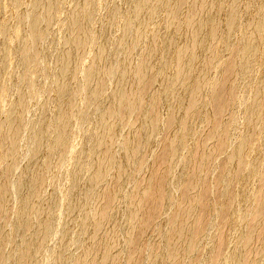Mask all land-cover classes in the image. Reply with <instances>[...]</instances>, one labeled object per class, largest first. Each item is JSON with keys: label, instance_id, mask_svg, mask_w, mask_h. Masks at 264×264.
I'll return each mask as SVG.
<instances>
[{"label": "bare ground", "instance_id": "obj_1", "mask_svg": "<svg viewBox=\"0 0 264 264\" xmlns=\"http://www.w3.org/2000/svg\"><path fill=\"white\" fill-rule=\"evenodd\" d=\"M7 1L8 0H0V37L2 36V38H3V36L5 35L4 39L7 38L6 40L1 39V40H3L2 42L0 40V113L3 111L5 114H7V113L9 114L8 117L5 116L6 121H4V123L5 122L7 123L5 126L7 128L6 133L8 134V136L4 135V134L3 135H4V137L5 136L8 137V139L10 141V143L8 142V144H12V145L16 146V147L13 146L14 147L13 150H14L15 148H17L16 143H17L18 138H19L18 137L19 133L22 134L21 131H23V133L25 135V132H24L25 128H27V130H28V127H26V126H24L25 128L23 127L24 129L22 128V130L20 128H21V124L23 125V123H22L23 117L26 114V113H24V111L27 110L28 108L30 110V105L33 103H32V100L30 99L31 103L29 102L30 103V105H29V103H28V101H30V100H28L29 98L25 99L26 96H24V95H26L27 89L25 87H20V88H25L26 90L22 89V91H21V89H19L20 92L17 93V94H19V96L16 94L18 99L16 98L17 100L14 101L15 104L12 107L10 106L11 108L8 112H6V111L9 108L4 111V109L6 108L7 102L11 99L10 96H8V98L10 97L9 100L7 99V94H9L7 89L8 90L10 89V87L7 88V86H11L12 84L16 83L15 82L16 75L14 77V76H10V75H12V73L9 74V71L11 70V69H9V71H8V68L10 67L9 65L14 64L18 59L25 58L29 55V50L31 48L33 39H34V41L39 40V41H41V43H43L45 40L49 39L48 37H50V39H52V38L58 37L60 35L65 36L66 33L61 32L63 34H60V32H57L56 35L57 34L58 35L55 36V33H52V35L54 34V36L51 38V35L49 34V32H51V31H49V26L51 25L50 30L51 29L55 30L53 28L54 27L56 28V26H57V25L55 26L56 23L54 24V22H53L55 19H56V21L58 19L56 17L57 11H55L56 9L54 7V4L55 5L57 4V6H59V4H60L61 10L65 7L66 4L63 5L64 7H62L63 1H61V3H59L60 1L58 2V0L57 1H55V0H31L30 3L32 2L31 3L32 5L30 4V7L34 6L35 8L34 7L33 8L35 9V12L31 11V10L34 11L33 8H31V10L28 8V10H30V13H32V14L34 13L33 15L31 14L32 15L31 16L30 14H28L29 12L28 13L26 12L27 9L26 10L23 9L28 14V18H27L26 16L23 15L24 13L21 11V8L23 5L21 6V8H19L20 4H25V3H22V2L20 3L21 0H18V2L20 4H17L18 2L16 3L18 5V8H16V9L18 11L20 10L23 13L22 14L19 11L20 14H18L19 12L17 13L15 11V9H13L14 7L12 8L13 13L8 11L7 5H9L8 4L9 2L11 3L13 1H11V0L8 2ZM15 1H17V0H15ZM74 1L76 4V0H74ZM97 1L98 0H77V5L73 4V2H72L73 6L71 7V5H70L69 7H71V9L74 8V12L72 9L73 16H71L72 14H68L71 17H73L71 19V21L68 23L66 21V17L63 18V19H65V22L68 23V25L65 24L66 27H64V25H63L65 22L62 18L60 21V22H64L63 24L61 23L62 25H60V22L58 21L60 26H58L57 28L62 27V29H63V27H64V29H66L68 26L69 33L66 31L67 30L66 29L65 31L68 34V36L65 38L66 41L64 40V37L58 38V41H60L59 39L62 38L61 40L64 41L65 44L63 42V44H64L63 45L62 41H60V43L62 45L61 47H63V48H61V49H63L62 50L63 54L61 57V61L59 62V63H61L60 67L58 68L60 70V72L58 71L59 75L57 74L58 77L57 78L55 77L56 82L53 86L55 88L56 94H57L56 103L54 102L53 103L54 105H52V103H51L52 107L55 106L53 108L55 114L53 115V117H51L52 115L50 117H48V118L53 119V121H52L53 123L55 122L53 124L54 125L53 127H55L54 129H56V130H54V133L57 131L58 137L55 138L56 135H54V139H57V140L53 139V143L49 141L50 136H49L48 130L52 128V122H51V127H48L50 125V123H49L50 119H48L46 117L43 119L40 118L41 119L40 120V128H39V130H36V128H35V130L37 132H35V131L32 132L34 130L33 124H31V125H33L32 126L33 130L31 129V126L29 127V130L31 129L30 131L34 134V136H32V133H31V135L29 134V136L33 137V144L34 145H32V144L30 145V147L32 146V148H33V146L35 147V148H33L35 151L30 150V152L32 151L33 154H34V152L36 154L37 151L38 152L44 151L43 149L45 146H43V145H46L49 142L50 143L48 144V146H50L49 148L51 150H55L56 148L61 149L60 147H62V146L66 147V145L72 144L69 142H73L74 139H70L72 141L69 140V138H68V137H70V136H68L69 132H66V131H68L69 127H67L68 128L67 129L66 126L68 125L69 121H71V120L74 121L75 117L78 118V115H76L74 117L75 114H78V113H75V109L78 108L77 107L78 106L77 97L78 96L82 97L81 94H83L85 91L86 94L84 93L85 94L84 99L86 102H88V101L90 102V103H88V107L89 106L92 107L93 106V105H91L93 103L92 101H94V103H96L95 102L96 100H98V101L101 100V98H99L100 96L105 95V94H102V92H103L102 90H103V85L104 86L106 85V84H104L106 82V80L109 77H111V80H113L112 77L115 78V80L113 81V84L111 83L114 86V84L116 82L115 88L113 89L114 91L112 90L113 94L111 93V95H112V99H110L111 101L109 102V98L111 97V95H110L111 91H110L109 95H108V96H110L109 98H108V96H107V98L102 96V99L103 98L106 99L105 105L107 104V99H108L109 103L106 106H101L104 104L103 101H101V103H103L100 105L101 108L98 106L99 104L94 105L95 107H99L98 110H101L100 113L95 111V114H97V113L99 114L98 115L99 118H96L99 120L95 124L97 127V130H98L97 131L98 134L95 138V141L92 143L91 147L88 146V148L90 149L89 151H88V148L86 146H83V145H85V143L83 145H81V147H80V148H82V146L84 147L82 150L78 149L80 151H83L84 149L86 150V148H87L85 153L87 151L90 153L86 154V155H89V156H90V154L93 155L94 161H93V163H91L90 160L92 158L91 159L89 158L90 159L89 163H91L89 165L88 163H85L86 161H83V158H81L83 161V162L80 161L81 164L80 163L77 164V162L74 163L75 165L77 164L76 166H78V165L79 166L77 167L78 169H75L77 171L76 172L74 171L75 176L73 178L74 179L78 178V180H79V178H80V180L82 178H84L85 174L83 175V173L89 167H90L89 168L90 172H89L87 177H89V175H91V172H92V177L90 178L91 180L88 178V180L90 181L89 184L92 181L96 185L97 181L104 180L106 178V175L109 174V171L112 170L114 167H116V158L114 156V153L110 148L107 147V142H109V140L111 141L113 139H115V140L116 139H122V141L124 142V143H122V141H120L123 145V146H121L122 164L120 163V161H121L120 160L119 163L121 164V167H120V171L117 175V178L115 179L116 183L114 182L113 185L108 186V188H106V189L105 188L102 189V191L98 190L97 192H99V193H97V194L95 192V194H93V196L96 195V197L94 196V198H92V195H90V197L93 200H95V198H96L97 202L96 201L95 202L97 203V205L95 206L96 207L95 211L94 210H93L94 212L92 211L93 215L90 212V214L92 216V217L90 216L91 221L89 224L86 223L87 226L85 228H81V227L83 226V224L85 223L84 221H86V220H84V218H78L75 216L76 215L81 216V217L88 216V217H86V219L88 218L87 221H89V215H90L89 213H88L89 214L88 215L86 212L85 213L86 215H84V216H83V213H78V211H80L79 209H81V210L84 209V205L88 207V205L91 201V200L86 201V199H88V197L85 195L82 196L80 194L82 191L80 193L78 192L80 190L79 187L81 188V186H84L85 183L87 185V182H86L87 180L86 181L81 180V181H83L84 184H82V182H81V184H80V182H77V184L79 183L81 185V186L77 187L78 189L74 188V183H73V181H71V185L73 183V186H72L73 188L70 189V187H71L70 186L68 188V190L70 189V192L67 191V194L68 193H70V194H68V195L66 194V198H68L70 196L69 201L65 202V200H64L65 203H62L60 201L61 204H64V206L67 205L66 207H64V206L62 207L59 204L63 208V210L66 209L64 211H66L65 215L67 214L66 216H67L69 221L74 219V221L76 222L77 221V220H75L76 218L84 220V221L82 220L83 221L82 225L80 224V222L82 223V221L79 220L78 222L81 225V227L79 229L82 230L83 238L85 236V238H84L85 240L83 239L85 241V249H84L85 251H83V253L81 254L80 257L78 256L79 257V259L77 258L78 261L75 258V260H76V261L74 260L75 263H74V261L72 263H74V264H139L137 261L138 260L137 257L140 254V251L146 247H149V249H150L149 250L150 251L149 261H151L149 264H183L185 261L184 257H187L193 250L198 248L200 245V242L199 243L197 242L196 237L199 236L200 233H203L206 235L212 234V230H213L212 228H214V230L217 228L218 232H219L218 235H221V236H218V238L220 237L218 239L217 235H216V238L219 241V243L217 241L218 244H217V247H215L216 246V242H215L214 248H216V249L214 250L212 248L214 250V251L212 250V252L214 254L212 255V253H211L209 256V257H212L211 258L212 264H259L258 262L263 259L262 254L264 252V251H262L264 248V158L261 159V161L259 162V159L264 157V51L262 50L263 49L262 47H264V0H202V1L201 0H138L137 2H135V0H134V2L131 5H130V3L133 0L131 2L129 0L130 3L127 2L129 4V6L126 4V6H128V7H126L127 11H124V12H126V15L122 21L124 28H125V31H123L124 35H122V37L125 38V34L128 33L132 37V39L129 42L127 41L128 40V34L126 35L127 38H125L121 41H119V38H118V40H117V38H116V40L114 39L115 42H113V44L116 43V41H119L116 44H114L115 45L114 49H115L117 55H118V53H121V56H120V54H119V56L122 57L120 60H117L116 53H115V55H113V57H114V58L112 57L113 59L111 57H110L111 59L109 58L108 50L110 51L111 48L107 43H104V44L102 43L103 41L106 42V40H104V39H105V34L108 31H105V33H103L104 32L103 31L100 34V36H98L99 39L102 41L101 44L103 46H101V44L98 45V46H101L100 51L98 50L99 48L96 49L94 47V49H96L99 53L96 54L97 51L95 52L96 56L94 55L93 59L95 60V58H96V60H95V62L92 63L93 65L91 64L92 66H88V67H90V69L89 68H88L89 70L87 69L88 70L87 73L85 72L87 74V76H85V77H87V80L84 79V80H86V84H85L86 90H84L85 88H84L83 84H82L83 87H81L80 83H78V84H80V86L77 84V82H79L77 77L79 76V73L82 72L81 71L82 68H80V64L83 65L82 63L84 60L83 61H81V60H82L83 56L85 55L84 52H86V49L88 50V48H87L88 45H91L90 43H92V41L94 40V35L95 36L98 35L97 32H99L98 31L99 29H97L95 31V34H94V30L96 27H94V30H93V28L90 25V24H92L93 19L96 16V13H98V12L100 13V10H101L100 9L98 12H96V8L99 9V7H100V4H97V3L101 0H99L98 2ZM23 2H25V0H23ZM70 2H71V0H70ZM14 3L12 6L15 5ZM64 3H68V0H67V2L65 1ZM57 6H56V8H57ZM15 7H17V6L15 5ZM69 7L68 8L66 7L65 9L67 10V9H69ZM123 7H125V5ZM65 9L62 10V12L65 11L66 14L64 12L60 13L61 11L58 13L59 14V20H60V16L62 14L67 15V12ZM121 9H122V6H121ZM243 9H245V11H246L244 13H246L247 18H245L246 16L244 18L242 17V16H244V14L242 15ZM59 10H60V8H59ZM162 11L163 12L165 11L164 14L167 12V14H165L163 16L161 15L163 17L162 21H163V19H166L164 17H167V19H166L167 21H166V23H164L165 20L163 22L161 21L162 23H164V25L162 23H159V24H161L160 27H162V31L160 32L161 33L160 34L158 32L160 29H157V32H156L155 29L152 27V25H153L152 21H154V19L157 18V16H159L160 13H163ZM14 12H15V14H14ZM8 13L14 14V15L17 14L18 16L21 17V19L23 17H26L27 20L30 19V21L28 20L30 22V26L28 23L24 22L25 25L27 24L29 26L28 33H25V32H27V29H26V31H25V29H23L25 27V25L23 23L21 24V26L24 25V27H22V29L19 28V27H21V26H18L19 20L18 21L15 20L17 17L14 20L16 21L15 23H17L18 27L15 24L12 25V23H14V21H12L11 23L9 22L12 19L9 20V18H7ZM26 13H25V15H27ZM69 13H71V11ZM98 15H97V17H98ZM121 15H122V13H121ZM11 16L12 15H9V17H11ZM123 16H124V13H123ZM123 16L122 17L120 16V18H123ZM111 17H112V14H111ZM111 17H110V19H111ZM114 17H116V16H114ZM103 18H102V20H103ZM113 18L111 20V25H113V23H112L114 21ZM69 19H68V21H69ZM106 19L107 18H105L104 20H106ZM95 20H97V21H94V22L98 23V24L96 23V25H100L99 24L100 22H98V19L95 18ZM23 21H25V20L23 19ZM28 21H26V22H28ZM99 21H101V19H99ZM115 21H117V19H115ZM223 21L225 23V27H224V30L221 33H219L218 30H219L220 24ZM52 22H53L54 26L52 25ZM118 22H120V19ZM106 24H108V26H109L110 22L109 23L105 22V29L107 30L108 27H106ZM119 24H122V23L120 22ZM19 25H20V23H19ZM111 25L109 26L110 30H111V27H114ZM52 26H53V28H51ZM176 26H178V27H176ZM97 28H98V26H97ZM124 28L122 27V29H124ZM152 29L154 31H152ZM179 29H180L179 32L180 33L182 32V34H181L180 38L179 39L177 38V40H176V36H177L176 34L179 33L176 30H179ZM239 29L240 30L243 29V36L240 39V41L236 42V40L234 39V36H235L234 33ZM55 31H57V29ZM58 31H60V29H58ZM155 32L159 35L156 38H155V36H157V35H155V36L152 35V33H155ZM111 34H109V32H108V35H111ZM152 36H153V38H152ZM109 38H110V36H109ZM16 39L20 40L21 42L20 41H19L20 43L17 42L20 45L19 44L16 45V42H15L16 48H13L12 46H14V45H12V44ZM55 39L57 40V38H55ZM96 39L97 38L95 37V40ZM106 39L108 41V38H106ZM111 39H113L112 36H111ZM111 39H109V40H111ZM142 40L143 41L149 40V42L145 45V48L142 51H139L137 49L138 48L137 46L140 43V41H142ZM34 41H33V43H34ZM39 41H37V42H39ZM48 41H53V39L48 40ZM58 41H56V43ZM49 43L51 44V42H49ZM56 43H54V44L56 45ZM49 46L50 45H48V47ZM91 46H93V45H91ZM50 47L48 49H51ZM54 47L52 46L53 49H54ZM96 47H97V45H96ZM90 48H93V47H90ZM235 48L238 51H235ZM137 50L140 52V55L142 53L138 63L135 60V56H136L135 53ZM49 51H52V49ZM226 51H229L230 53L231 52L234 53L231 59L229 58L230 55L228 56L229 59L225 60L226 57L224 59L222 58L223 57L222 54ZM48 53H47V55H48ZM221 55H222V57H221ZM110 56H112V55H110ZM217 57H218V60L216 61ZM58 60H60V59H58ZM80 62H82V63H80ZM59 63H57V64H59ZM86 63H88V62H86ZM156 67L157 68L159 67L160 70L156 71V69H157ZM167 68H170L171 70L175 69L174 70L175 72L172 73L173 76L172 75L170 76L171 78H169V76L167 77V75L165 77V75H164V72H165L164 70H169ZM172 68H174V69H172ZM83 69H84V67H83ZM154 69H155V73L151 74L152 73L151 71L154 72ZM149 72H151L150 75H152V76L149 75ZM131 73H134L137 77V82H136L135 86H133V87L129 86V82H128V78H129V75ZM81 74H83V73H81ZM13 75H14V73H13ZM11 77L12 78L14 77L15 80H13ZM9 78H11V80H13L14 83L12 82L11 85H6ZM108 81L109 80H107L106 83L109 84L110 81L109 82ZM108 84H107V86H108ZM112 85H110V87L108 88L109 90H110ZM13 86H15V85H12V87ZM225 86H229L228 89H230V90L225 91L228 93H224V97H219L218 92L222 88H224ZM241 86H244L246 88V93L244 96L245 97L247 96V98H248L247 100H250V101H248L249 102L248 105H246V104L243 105L245 102L243 101L244 99L242 100L243 101L242 107L244 106V108H245V106H247V109L244 110L245 113H243V115L245 114V116H244V120H243L244 123H242V124H241V122H243V121H241L239 119L240 118L239 114L235 115V113L233 111L231 113V110H230V109L233 110V107L238 105V103H239L238 100H241L243 97V96L242 97L240 96L241 99H239V95L238 96L236 95L238 97V100H237V97L234 95L235 90H238V89H234V88L240 89ZM17 87H19V86H17ZM51 88H50V90L52 91L54 88H52V89ZM81 88L82 89L84 88L83 89L84 91L82 93H81V90H82ZM13 89H14V87H13ZM23 90L26 92L24 93ZM55 90H54V92H55ZM104 91H107V89ZM243 91H244V88H243ZM106 94H107V92H106ZM145 94H148L147 100H143V98H144L143 96H145ZM221 94H222V91L220 92V95ZM29 95H27V96L29 97ZM80 97H79V99H80ZM245 97H243V98H245ZM55 98H54V100H55ZM164 98L169 100V102H168L169 104H167V105L164 104V102L167 101V100L164 101ZM12 99H11V101H12ZM82 99H83V97H82ZM13 100H15V99H13ZM54 100H52L51 102H53ZM83 100H81V101H83ZM247 100H245V101H247ZM85 101H83L82 103L87 104ZM242 101H240V103ZM27 103H28L29 107H28ZM97 103H100V102H97ZM79 104H81V103L79 102ZM163 104L166 105L165 108H164ZM9 105H7V106H9ZM31 106H33V105H31ZM49 106H50V104H49ZM79 106H81V105H79ZM26 107H28V108L26 109ZM83 107L81 106L80 109H82ZM95 107H94V110H95ZM132 107H134V108L138 107L139 108L138 113H139V111H140V113H139V120H137L138 125H135L134 128L132 129V131L130 130L131 132L129 131V133L127 135L123 136L124 134H122V130H121V124L123 125V122L120 120L121 116H120L119 112L121 110L126 109V108L128 109V108H132ZM207 107H209V109H205ZM39 109H40V107H39ZM39 109H37V110H39ZM83 110H84V108L82 109V112H83ZM96 110H97V108H96ZM164 110H167L164 112L165 114H166V112H168V114H169L167 120L165 119V121L168 123V125H166V126H169L168 128L169 129L171 128V132H172L170 134L171 136L169 137V143L167 142V144L170 146L171 151L168 154L166 153V155L164 153H161L162 151L159 152V153L164 154V155L157 156L155 162H157L156 165H157V171L158 172L160 169L163 170L166 168L169 170L170 176L168 178L165 177L163 179L159 175L160 178L163 180H160V178H158V180H159L158 181L157 180L158 176H156L158 174V172H156L154 174V176L153 175L145 176L142 180L140 178L141 181L139 180L140 182H138L140 184H139V186L138 185L136 186V187H138V189L136 188L137 189L136 194L132 195V192H133L132 191L131 195L129 196L130 198L128 199L129 203H130L129 207L131 208V210H130V212L128 211L129 212L128 215L130 214V218H128L129 216L126 218L129 219V221H127V223L123 227H118V226L114 225L113 227H110L106 230L105 228L107 227V225L109 223H113V221H116V218L118 217V216L116 217L117 214L115 215L113 213V209H115V207H117V205H118L116 202H118V198H119L122 190L125 189L124 188L125 184H126L127 180L129 181L128 178H130V176L133 173H136V171L140 167L143 168V166L147 165L146 163H145V165L143 163L147 162V160H149V159H147L148 156H146V155L149 154V152L151 153L154 150L155 144L157 142L156 140L158 137V133L161 129V126L163 125L162 123L164 122V118H163V117H165L163 114ZM206 110H208V111H206ZM51 111H49V112H51ZM77 111H78V109H77ZM26 112H29V111H26ZM72 112L75 113L72 116L74 118V120L70 119V118H72V117H70ZM122 113H124V111ZM1 115H4V114H1ZM79 115H81V111L79 112ZM81 116H83V115H81ZM238 116H239V118H237ZM228 118L231 119V121L227 122ZM121 119H122V117H121ZM3 120H4V118H3ZM198 121H199V123H200V121H202L205 124H207L206 132L204 135H202V137H199V139H197V142L195 145H193L194 147L192 149H188V146H189V142H188L189 136L188 135L199 132L198 131L199 127L203 126V125L198 126V124H199ZM0 122H2V121H0ZM23 122H25V121H23ZM38 122H39V120H38ZM38 122H37V124H39ZM94 122H95V120H94ZM230 122L232 123V126L234 127V129L232 128L233 132H234L235 128H240L239 127L240 124H241L242 128H240V137H239L237 144L234 145L232 151L230 150L231 153H230V156H229V159L227 162L228 166H227V169L225 170L226 175H225V178L223 179V185L225 188L224 191H225L227 203L224 204V206L219 205V207L220 206L222 207L220 209H219L218 205L217 206L215 204L213 205L219 209V210H217V212H216V210L213 211V212L217 213V219H215L214 221H211V219H210V224L208 223L209 224L208 225L205 221L207 218L204 220V222L202 221L203 218H201L202 216L199 214L200 212L198 213L196 210H194L193 212L180 211V209H179V211H177V209H176L177 213L175 212L176 214H173L171 216V219H169V220L167 219V221L165 223L161 224L160 226H158L157 229H155L156 238L155 237H154V239L153 238H147V239H144L143 241L138 243L136 239L139 237L136 236V232H138L136 230H137V227L139 226L138 224H140L139 222H141V224L143 226L142 221L145 220L144 224L148 226V224L150 223V220L152 219V218L151 219L149 218L148 213H147L148 214L147 215L145 212H143L144 206H146L145 205L146 200L148 198L150 200L151 196L154 197V200L156 199V202L159 201V203H160L159 204L157 202L155 205L157 206V204H159L163 207V210H165L169 206L173 207L171 205L174 202L173 201L174 200V189L172 187L173 184H174V186L176 184L178 187L179 186L184 187L188 184L189 181H187V180L190 176H194L196 178V181H195L196 185H198V184L201 185L202 183L204 184L206 179H208L207 178L208 169L210 170L211 167L209 166V168H208V166H205V165L203 166L202 162H200V160L204 157L203 156L204 155L203 154V149H204L203 147L205 145H207L206 144L207 142H210L209 140H211V139L214 140L216 138L217 140L216 139L215 140L217 143H216V145L212 151L213 155L216 153H219V151L221 149L223 150V148H225V147H223L224 146L223 140L225 139L223 137L228 138L227 136H229V133L232 131V129L230 128L232 126L228 125V124H230ZM2 124H3V122H2ZM34 124L36 125V123H34ZM72 124H73V122H72ZM71 125H70V129H71ZM38 126L39 125H37V127ZM0 127L2 128L4 126L0 125ZM47 127L49 128L48 130H47ZM94 127H92V129H94ZM96 127H95V130H96ZM163 127H165V126H163ZM230 129H231V131H230ZM254 129H257V131H259V132L257 134H255ZM95 130H92V131L96 132ZM164 131H165V129H164ZM164 131L162 132V134L164 133ZM0 132H2V131L0 130ZM26 132H29V131H26ZM67 133H68V135H67ZM26 134H28V133H26ZM51 134L53 135V131ZM3 135L1 134V136H3ZM72 135H73V133H72ZM74 135H73V138H74ZM93 135H96V134H93ZM195 135H198V134L196 133ZM1 136H0V152L3 149V147H4L3 150L7 151L8 147L6 146L7 149L5 150V148H6L5 144L6 143H4V140L3 141L1 140L2 139ZM21 136H23V134ZM162 136L163 135H161V137ZM222 138H223V140H222ZM92 139H93V137H92ZM92 139L91 140L89 139L90 145H91ZM5 140L7 141V139H5ZM19 140H20V138H19ZM30 140L32 142V138ZM159 141H160V139H159ZM167 141H168V139H167ZM19 142L20 141H18V143ZM118 142H119V140H118ZM161 142H162V140H161ZM260 142H262L261 143L262 145L257 146L258 143L260 144ZM3 143H4V145H3ZM29 143H30V141H29ZM157 143H159V142H157ZM164 143H165V141H164ZM8 144H6V145H8ZM167 144L165 145V147L168 146ZM12 145H10L11 148H12ZM87 145H89V144H87ZM41 147H43V149L39 150V149H41ZM46 147H47V145H46ZM49 148L47 149V151H51V150H49ZM68 148H67V151H69ZM75 148L76 147L70 148L71 149L70 150L71 155H73L76 152ZM9 149H8V152H9ZM63 150L66 152L65 148H63ZM160 150H161V148H160ZM185 150L186 151L188 150V153L186 152L187 155L185 156V158L182 162V160H179V159H181V155ZM4 151H2V155H3ZM10 151H12V150L10 149ZM17 151H16V153H17ZM56 151H58V150H56ZM64 151H62L63 155H64V153H63ZM223 151H222V153H223ZM60 152H59V154L57 152L58 157H59V155H62V154H60ZM12 153H13V151H12ZM12 153H11V155L14 156L15 154H12ZM51 153H53V152L51 151ZM153 153L154 152H152V154ZM6 154H7V152H6ZM6 154L3 156L7 157ZM33 154H31V155H33ZM35 154H34V156H32V158L29 159V160H31V162H29L28 167L25 166L26 169L24 168V172H23V168L21 167L22 168L21 172L23 174L21 173V175H20L21 177L19 178L20 181H18L20 183V186L16 185L18 189L20 187V189H19L20 191L17 189L18 190L17 196H18L19 200L21 199L19 201L20 205H16V208L19 206L18 207L19 208L18 213L16 211L17 218L15 221V224L19 229H16V230H18V234L20 232L24 233L25 236H23V234H22V236L19 234L20 239H21L20 241H22V242L19 241V243L20 244L21 243L27 244L28 247L27 246L26 247L28 249L26 250L27 251L26 252L25 249L20 248V247H24V245L21 244L22 245L21 246L18 244V246H20L18 248V251L20 252V249H21L22 252L19 253L17 251L18 252L17 254H19V255H16V253L14 254V251H13V254L12 253L11 254H12V256L13 255L17 256L16 260H18V259L20 260V258H21V262H23V260L25 258L24 257V254H25V256L27 258V260L24 261V263L27 262L25 264H38L37 262H40L39 260L41 258L36 262L37 255H38V253H40V251L42 250V247L45 244H46L45 249L48 248L47 245H48L49 238H50L49 237L50 235H48L49 234L48 232L49 231L53 232V229L49 230V227L52 226V224L50 223L51 219L52 220L54 218L56 219L57 217H59L58 214H61V212H62L61 207H60V209H57V207H59L58 202H56L57 200L54 201L55 204H57V205H55L54 202L51 200V202H53V204L57 207H55L51 202L49 205H46V204L44 205V204H42V202L37 200L38 199L37 197H40V195L42 194V193L39 194L40 190L42 189V192H43L44 190L48 189V188L43 189L41 187L42 185L44 186V183H45L44 179H45V177L48 176V173H47V176H45L46 173L43 172V169L45 167L42 169L41 164L40 163H39L40 165L38 164V161H37L38 157L37 156H39V155L35 156ZM39 154H41V153H39ZM47 154H48V152H47ZM68 154H66L67 155L66 158L69 157ZM76 154H77V152H76ZM79 154H77V156H79ZM116 154H118V153H116ZM2 155L0 154L1 157H3ZM9 155L10 154H8V156ZM31 155H30V157H31ZM66 155H64V156H66ZM81 155L85 156V154H81ZM144 155L146 156L145 161H144V157H145ZM16 156L18 158V155H16ZM47 156L50 158L51 154H50V156L49 155H47ZM75 156H74V159L77 158L76 161L81 160V159H78V157L75 158ZM150 157L152 158V156H150ZM205 157H206V155H205ZM53 158H54V155H53ZM5 159H7V158H5ZM50 159H49V161L51 162L52 159L51 160ZM56 159H57V157H56ZM56 159H53V160L55 161ZM64 159H63V161H64ZM84 159H86V158H84ZM207 159H208V157H207ZM2 160H4V159L2 158L0 160V167L3 165L4 166L3 168H5V166H6L7 170L2 169L4 171L1 173L4 174V172L6 171L5 174L8 173L6 175L8 177V175L11 174L10 173L11 169H10V167L8 168V166H7L8 164L4 165V162L2 164ZM12 160H13V158H12ZM57 160H58V163H60L59 159H57ZM6 161H5V163H6ZM73 161L75 162V160H73V159L71 160V162L69 161V163H71V166H72ZM178 161H180V163L181 162L182 163L179 164ZM214 161H216V160L214 159ZM50 162H49V165L52 167H55ZM258 162L261 165H259ZM14 163H17V160H16V162L14 161ZM67 163H68V160H67ZM56 164L57 163H55V165ZM17 165H18V163H17ZM17 165H15L16 168H17ZM46 165H48V163H46ZM63 165L65 166L66 164L64 163ZM212 165H213V163H212ZM11 166H13V165H11ZM152 166H154V165H152ZM258 166H259V168H258ZM244 167L245 168L247 167V170H248V171L246 170V172H245L246 176L241 177V179L239 181V185L237 182L236 188L231 186V185H234L231 183L232 177L235 175L238 176L237 174L240 175V173L243 170L241 168H244ZM72 168L73 167H71L70 170H72ZM74 168H76V167H74ZM9 169H10V171H9ZM18 169H20V168H18ZM47 169H49V168H47ZM15 170L16 169L14 168V171ZM238 170H240L241 172L239 173ZM14 171L12 170V174L14 173ZM244 171L245 170H243V172L241 174H243ZM211 172H213V171L211 170ZM247 172H249V174ZM71 173H73V172L71 171ZM86 173H87V171H86ZM12 174L10 175V177H11L10 181H12ZM82 175H83V177H82ZM139 175L137 173V176H139ZM43 176H45V177H43ZM3 177L5 178V176H3ZM7 177H6V179H3V181L5 180L4 183L1 181L2 179H0V181L3 184V185L0 184V194L4 195V196H2L3 198L4 197L6 198L7 196H5V195L8 194L9 191H10V193H12V191L14 189V187H13L14 184L12 183L13 184V186H12L13 189H12L10 187L11 183L9 184V182H7V181H9L8 180L9 177L8 178ZM87 177H86V179H87ZM141 177H143V176H141ZM258 177L261 179L262 183L260 185L254 186L255 180ZM0 178H2V177H0ZM19 179H17V180H19ZM52 180L48 179L47 182L51 181V182H49L50 184L54 183V182H52ZM236 181H238V180H236ZM259 181L260 180H258V182ZM12 182L15 183V181H12ZM47 182L45 183V185L47 184ZM19 183L16 182V184H19ZM52 185H54V184H52ZM75 185H76V183H75ZM88 185L86 187H88ZM192 186H195V184ZM45 187L50 188V186H45ZM86 187L84 186L83 189H85ZM127 187H126V190H128ZM10 188L12 190H10ZM186 188H187V186H186ZM83 189H81V190H83ZM213 189L211 191H213ZM51 190H53V189H51ZM54 190H55L54 191L55 193L59 192V191H56V189H54ZM85 190H87V189H85ZM90 190H91V188H90ZM126 190H124V191H126ZM184 190H186V189H184ZM176 191L177 190H175V192ZM45 192L46 191H44V193ZM51 192H53V191H51ZM127 192L128 191H126V193ZM55 193H49L50 195L53 194V196H51V199H53V200L55 199V197H54ZM83 193L86 194L85 192H82V194ZM14 194H16V192ZM19 194L21 195V198L19 197ZM59 194L61 195V192H59ZM87 194L89 196V194H91V193H87ZM122 194H125V192ZM185 195H187V193ZM9 197L13 199L12 196H9ZM56 197H58V195ZM201 197H202L201 193L199 191H197L191 197L189 204L193 205V206L200 204L201 200H202ZM48 198H49V196H48ZM63 198H65V197H63ZM0 199H1V197H0ZM12 199L11 200L9 199V200L12 201ZM14 199H16V198H14ZM213 199H214V197H213ZM2 200L0 201V215L3 213V211L5 209H7L6 203L9 201V200L7 201L6 199H2ZM4 200L6 202H4ZM48 200H50V199H48ZM61 200H63V199H61ZM66 200H68V199H66ZM106 201H109V203L113 201L110 204L114 205L116 203L117 205L115 204V206H112V205L109 206L106 203ZM122 201L124 202L125 200L123 199ZM204 201H206V200H204ZM86 202H88V204ZM17 204H19V203L17 202ZM212 204L210 203V205H209V208H210L209 211L213 210L212 206H211ZM8 205H10V204H8ZM151 205H153V203ZM182 205L183 204H181V206ZM251 205H254V210L248 212L249 211V210H247L248 208L252 209ZM126 206H128V205H126ZM81 207H83V209ZM87 207H85V208H87ZM206 207H208V206H206ZM55 208L57 211L55 210ZM130 208H128V209H130ZM146 208H147V206H146ZM156 208H155V211H157ZM178 208H180V207H178ZM217 208H215V209H217ZM59 210H61L60 213H59ZM146 210H148V209H146ZM55 211H56V213H55ZM84 211L85 210H83V212ZM125 211H126V209H125ZM239 211H241V213ZM246 211L249 214H251L250 216L253 218V220L252 219L250 221L248 220L249 223L252 221L251 227L250 226L249 227H240V224H239V227L235 228L233 226L234 221L233 222L230 221L233 223V225L229 224V226H232V228L230 227L231 229L227 227L229 221H227V219L223 218V216H224V214H226V212H229L230 217H231V216H234L236 213H239V215L242 214V212L247 213ZM114 212H116V211H114ZM76 213H78V214H76ZM159 213H161V212L159 211ZM8 214H9V212H8ZM55 214H57V217L55 216ZM3 215H6V212H5V214H2V216ZM163 215H164V213H163ZM166 216H168V215L166 214ZM218 216L220 217L221 220L219 219ZM7 217L5 216V219ZM61 217H62V215H61ZM1 218H0V220H2L1 222H3L4 220ZM229 218H228V220H229ZM242 218L239 217V219L237 221L241 220L240 222H242L243 221ZM247 218H248V215L246 216V219ZM14 219H15V217H14ZM243 219L246 220L245 218H243ZM54 221L55 220H53V222ZM63 222L65 223V221H63ZM252 223L253 224L256 223V226H252ZM12 224L14 225V223H12ZM68 224L69 223H67V227L73 226L71 224V222H70L71 225L70 224L68 225ZM79 224L77 223V225H79ZM152 224H153V222H152ZM241 224H243V222ZM244 224H245V222H244ZM0 225L2 226L4 224L1 223ZM245 225H248V224H245ZM4 226H6V225H4ZM65 227H66V225L64 226L63 230H65ZM67 227H66V231L69 230V229H67ZM70 227H68V228H70ZM144 228H146V227H144ZM4 229L6 230V227ZM28 229L34 230L35 231L34 235L33 234L31 235L30 234L31 232L30 233L27 232V231H29ZM102 229L106 230L105 231L106 233H104V234H106L105 237L100 238V239L95 238V236H97V234H98V231L102 230ZM217 229L215 231H217ZM228 229H230V230H228ZM16 230L14 231L15 233H16ZM144 230L146 231V229H144ZM0 231L2 232L4 230L0 229ZM226 231H228V233ZM25 232H27V234H25ZM8 233L9 232H6L5 234H7V236H9V238L7 237L9 240L7 239V241H10V237L12 239V237H13L12 235H14L15 233H12V235L10 233H9L10 235H8ZM65 233H67V232L64 231L63 235ZM68 233H70V231H68ZM72 233H70V234L72 235ZM79 233H80V231H79ZM82 233H80V234H82ZM94 233H96V234H94ZM225 233H227V236L225 235ZM28 234H30V235H28ZM214 234H216V233H214ZM101 235L103 237V234H101ZM3 236H4V234H3ZM15 236H17V235H14V237ZM68 236H69V234H67V237ZM70 236L68 237L70 239H68L66 237V239H68V240H66L65 238H62L63 240H66V241H62L61 246L59 244V246L61 247V249L58 248L59 251L57 249V251H58L57 255L60 254V259H58V260L60 261L61 264L62 263L64 264V262L70 257V254H69L70 251L67 252V249H68V242L67 241L72 242V240H73V239L71 240ZM77 236H79V235H77ZM80 236L82 237V235H80ZM4 237L6 238V235ZM23 237H24V241L22 240ZM73 237H74V235L72 236V238ZM226 237H228L230 239L227 238L228 240H225ZM18 238H19V236H18ZM46 238L48 239V242H45ZM0 239H2V238H0ZM231 239L232 240L234 239L237 242H235L233 240L235 244L232 245V247L233 246L234 247L232 249L233 253L231 256L222 250L223 253H226V256L228 258V259L227 258L225 259L226 256L223 257L224 254L222 255V252H221V249L223 247L218 248V246H220L223 243L226 244L225 242L229 241ZM14 241L18 242L17 237L15 238ZM215 241H216V239H215ZM3 242L5 244L6 243L8 244V242H5V240ZM0 243H2L1 240H0ZM11 243L12 242L10 241V243H9L10 247H11V245H13ZM124 243L127 244V246L133 248V249H131L126 260L122 259V257L120 256V253H119V250L122 248V245ZM69 245H70V243H69ZM82 245L84 247V244H82ZM18 246H17V244L15 245V242H14V250H16L15 248H17ZM1 247H0V258L2 256V254L5 252V250H2L3 248L1 249ZM7 247H8V245H7ZM12 248H13V246H12ZM169 249L174 250V255L170 258L166 257V252ZM9 250H10V248H8V251ZM60 250H61V252H60ZM128 250H129V248H128ZM23 252H24V254H23ZM41 252L43 253V250ZM229 252H230V250H229ZM66 253H68L69 255H66ZM169 253H171V251H169ZM11 254H9V256H11ZM20 254H22L23 258H22V256L20 257ZM46 254H47V252L44 251L45 256H46ZM44 255H43V258H44ZM54 255H55V253H54ZM228 255L230 256V258L228 257ZM7 256L8 255L6 254L5 260H7ZM18 256L20 258H18ZM49 256H50V254H49ZM53 256H52V260H53ZM11 257H9V258H11ZM66 257H68V258L66 259ZM139 257H141V255ZM13 258H11L9 261L13 260ZM55 258L57 259L59 257L57 256ZM55 258L53 261L56 260ZM70 259H73V258L70 257ZM146 260H148V259H146ZM0 261L2 262V258L0 259ZM42 261H43V259H41L40 263L45 262V261H43V262ZM7 262L8 261H6L5 263L7 264ZM12 262H10V263H12ZM190 262L191 261H189V263ZM262 262H263V260L260 263L263 264L264 262L263 263ZM17 263H19V262H17ZM56 263H59V262H56ZM56 263H53V264H56ZM21 264H23V263H21ZM194 264H196V263H194Z\"/></svg>", "mask_w": 264, "mask_h": 264}, {"label": "rangeland", "instance_id": "obj_2", "mask_svg": "<svg viewBox=\"0 0 264 264\" xmlns=\"http://www.w3.org/2000/svg\"><path fill=\"white\" fill-rule=\"evenodd\" d=\"M8 1H10V0H8ZM7 1V2H8ZM11 1H13V2H9L8 4L9 5H7L8 6V11H10L11 13H13V9H15V11L18 13L19 11L16 9V8H18V5L17 4H20L21 2L22 3H25V4H20V6H19V8H21V6H22V8H21V11L24 13H22L21 11V13L24 15V16H26L27 18H28V14H32V13H30V10H31V8H33V7H30V4L32 3H30V1L31 0H25V2H23V0H21L20 1V3L18 2V0L17 1H15V0H11ZM55 1H57V0H55ZM60 1V2H59ZM61 1H63V4H62V7H64L63 5H65V7L62 9V10H64L66 7L68 8L70 5H71V7L73 6L72 5V2H73V4H75V1L74 0H71V2H70V0H68V3H64L65 1L67 2V0H58V2L59 3H61ZM99 1V0H98ZM97 1V2H98ZM132 0H130V2H131ZM138 0H135V2H137ZM202 1V0H201ZM15 2V3H14ZM18 2V3H17ZM127 2H129V0H101V1H99L97 4H100V7H99V9H97L96 8V12H98L100 9V13L98 12V13H96V16H95V18L96 19H98V22H100L99 24L100 25H96V23L94 22V21H97V20H95V18L93 19V22H92V24H90L91 25V27L93 28V30H94V27H96L95 28V30H94V34H95V31L97 30V29H99L98 31L100 32H97V34L98 35H94V40L92 41V43H90L91 45H93V46H91V45H88V50L86 49V52H84L85 53V57L83 56V58H82V60L81 61H83V63L82 62H80V63H82L83 65H81L80 64V68H82L81 69V71L82 72H80L79 73V78L77 77V79L79 80V82H77V84L78 83H80L81 84V87H83L84 86V88H85V84H86V80H87V77H85V76H87V71L90 69V67H88V66H92L93 64V62H95V60H96V58H95V60L93 59V57H94V55H95V52L97 51L96 49H98L99 51H100V49H101V46H103L102 44H101V40L99 39V37L98 36H100V34L103 32V33H105V31H108L109 32V34H111V35H108V32L105 34V39L104 40H106V42L105 41H103L102 43L104 44V43H107L109 46H110V51L108 50V53H109V58L111 57H113V55H115V53H116V51H115V49H114V47H115V45L114 44H116L117 42H119V41H121V40H123V39H125V38H127V34L128 33H126L125 34V38H123L122 37V35H124L123 33V31H125V28H124V25H123V19H124V17H125V15H126V12H124V11H127V9H126V7H128L129 6V4L127 3ZM129 2V3H130ZM134 2V0L130 3V5L132 4ZM13 3L17 6V7H15V5L14 6H12L13 5ZM17 3V4H16ZM56 3V2H55ZM58 3V4H59ZM71 3V4H70ZM202 3V2H201ZM123 4V5H122ZM126 4L128 5V6H126ZM32 5V4H31ZM75 5H77V0H76V4ZM74 5V6H75ZM125 5V7H123ZM12 6V7H11ZM56 6H57V4L55 5L54 4V7H55V11H57V15H56V17L58 18L57 19V21H56V19L53 21L54 22V24H55V26H56V28L54 27L53 28V26H54V24H53V22H52V27L51 28H53V29H57V31H55V30H50V26H49V31H51V32H49V34L51 35V38L54 36V34L52 35V33H55V36H57L56 35V33L57 32H60V34H63V33H61V32H64V33H66L65 34V36H61L60 34V36H58V37H55V38H57V40L55 39V38H52L53 39V41H48V40H52V39H50V37H48L49 39H47V40H45L43 43H41V41H39V40H36V41H34V39L32 40V45H31V48H30V50H29V55L27 56V57H25V58H21V59H18L14 64H12V65H9L8 67V71H9V69H11L10 71H9V74L10 73H12V75H10V76H14L15 77V75H16V77H15V79H14V77L12 78L13 80H15V84H12V82L14 83V81L13 80H11V78H9L8 79V81H7V84L6 85H15V86H13L14 87V89H13V87H12V85L11 86H7V88H9L10 87V89L8 90L7 89V91L9 92V94H7V99L9 100V98L11 97V99L13 98V99H15V100H13L12 99V101H11V99L7 102V104H6V108L4 109V111L6 110V109H8L6 112H8L9 110H10V108L15 104L14 103V101H16L17 99H18V97H17V95L19 96V94H17V93H19L20 92V90L19 89H21V91H22V89H27V92L26 91H24V93L26 92V95H24V96H26V98L25 99H28V100H32V103L33 104H31V105H33V106H31L30 105V103H31V100L30 101H28V103H29V105H30V110H29V105H28V103H27V105H28V107H26V109L27 110H25L24 111V113H26L25 115H24V117H23V121H25V122H23L22 121V123H23V125L21 124V130H22V128L24 127V126H26V127H28V130H27V128H25V130H24V132H25V135H24V133H23V131H21V133L23 134V136H21L22 134H20L19 133V138H20V140H19V138H18V141H20L19 143H18V141H17V143H16V145H17V148H15L14 150H13V146H15V145H12V144H8V142L10 143V141H9V139H8V134L6 133L7 132V128H6V122L4 123V121H6L5 119V116L6 117H8V113L7 114H5L3 111V113L1 112L0 113V121H2L3 122V124H2V122H0V125H3L4 127H0V130L2 131V132H0L2 135L4 134V135H7V136H5L4 137V135L3 136H1V134H0V136L2 137V141L4 140V143H6V144H8V145H6L5 144V147L7 146L8 147V149L10 148L12 151H13V153H12V151H10V149H9V152H8V149H7V147L5 148V150L7 149V151H4L3 149H4V147H3V149L1 150V152H0V154L2 155V151H4V153H3V155H5L6 154V152H7V154H6V156L7 157H5V156H3V157H1L0 156V158L2 159H4V160H2V164H3V162H4V165L5 164H8L7 166H8V168L10 167V169H11V174H12V170L14 171V168L16 169L15 171H14V173L12 174V181H15V183L14 182H12V181H10L11 179V177H10V175H8V177L6 176L7 174H5L6 173V171L4 172V174L3 173H1V172H3L4 170H7L6 168V166H5V168H3L4 166L2 165L1 167H0V177H2V178H0V179H2L1 181L4 183L5 182V180L3 181V179H6V177L8 178V180L9 181H7V182H9V184H10V187L13 189V187H14V189H13V191H12V193H10V191H9V193L8 194H6L5 196H7L6 198L4 197H2V196H4V195H1L0 194V197H1V199H0V201L2 200V199H12V198H10L9 196H12L13 197V199H12V201H10L9 199V201L7 202L8 204H10V205H8L7 203H6V206H7V209H3L4 211H3V213L2 214H5V212H6V215H3L2 216V214L0 215V218L1 219H3L4 221L3 222H1L2 220H0V222L2 223V224H4V225H6V226H4V225H0V229L1 230H4V231H0V238H2V239H0L1 240V242L2 243H0V247H1V249L2 250H5V252L2 254V256H1V258H2V262L0 263V264H6L5 262L6 261H8L7 262V264H21V263H23V264H25V263H27V262H25L24 263V261H26L27 260V258H26V256H25V254H24V252H23V254H24V260H23V262H21V256H22V254H20V257L18 256V258H20V260L18 259V260H16V255H19V254H17L19 251H18V248L20 247V246H18V244L19 245H21V244H23L24 245V247H20L21 249H25V251L28 249L27 247H28V245L27 244H25V243H19V241L21 240L20 239V235L22 236V234H23V236H25L24 235V233H22V232H20L19 234H18V230H16V229H19L17 226H16V224H15V221H16V218H17V213H18V207L16 208V205H20V200L18 199V196H17V192H18V190L20 189V187H19V189L17 188V186L19 185L20 186V183L18 182V181H20V175H21V170H22V168H23V172H24V168L26 169V167L25 166H29L28 164H29V162H31V160H29L30 158H32V156H34V154H35V152H34V154H33V152L32 151H35L33 148H35L34 146H33V148H32V146L30 147V145L32 144V145H34L33 144V137L32 136H34V134L32 133V132H37L36 130H39V128H40V120L41 119H43V118H48V117H50L51 115V117H53V115L55 114V112H54V107L55 106H51V103H52V105H54L53 103L55 102L56 103V100H57V94H56V90H55V88L53 87L54 86V84H55V82H56V80H55V77L57 78L58 77V75H59V73H58V71L60 72V70L58 69L59 67H60V65H61V63H59L60 61H61V57H62V54H63V52H62V50L63 49H61V48H63V47H61L62 45H61V43H60V41H62L61 39L64 37V40H65V38L68 36V34H67V32L69 33V31H68V26H67V30L66 29H64V27H66V25H68V23L71 21V19L73 18V17H71V16H73V12H74V8H72L73 9V12H72V9H71V7H69V9H65L66 10V12H67V15H65L66 13H65V11H63L65 14H60L61 16H60V20H59V12L60 13H63L62 12V10H61V5L59 4V6H57V8H56ZM121 6H122V9H121ZM11 7V8H10ZM14 7V8H13ZM11 10H10V9ZM13 8V9H12ZM28 8L30 9V10H28ZM35 8V7H34ZM33 8V9H34ZM59 8H60V10H59ZM23 9H27L26 10V12L28 13H26L25 12V10H23ZM59 11H58V10ZM126 9V10H125ZM122 10V11H121ZM32 12H35V9H34V11L33 10H31ZM71 11V13H69ZM20 12L18 13V14H20ZM163 12V11H162ZM165 12V11H164ZM164 12L163 13H160V15L159 16H157V18H155L154 19V21H152V27L155 29V31L157 32V29H160L158 32L160 33L161 31H162V27H160L161 26V24H159V23H162L164 20H165V22L164 23H166V19H167V17H164V18H166V19H163V21H162V16L163 15H165V14H167V12L164 14ZM243 13H242V15L244 14V16H242L243 18L246 16V13H244V12H246L245 11V9H243V11H242ZM25 13L27 14V15H25ZM121 13H122V15H121ZM123 13H124V16H123ZM14 14H15V12H14ZM14 14H10V13H8V17L7 18H9V20L10 19H12L11 21H9L10 23L12 22V21H14V23H12V25L13 24H15L16 26H17V23H15L16 21H18L19 23H20V25H19V23H18V26H21V24L23 23L24 24V22L25 23H28L29 24V26H30V19H28L27 20V18L26 17H23L22 19H21V17L20 16H18L17 14L16 15H14ZM34 14V13H33ZM32 14V15H33ZM68 14H72L71 16L70 15H68ZM99 14V15H98ZM101 14V15H100ZM111 14H112V17H111ZM114 14V15H113ZM116 14V15H115ZM9 15H12L11 17H9ZM15 17H14V16ZM29 15V16H30ZM31 15V16H32ZM97 15H98V17H97ZM119 15V16H118ZM162 15V16H161ZM30 16V17H31ZM69 16V17H68ZM102 16V17H101ZM111 17V19H110V17ZM114 16H116V17H114ZM120 16L122 17L123 16V18H120ZM17 17V18H16ZM29 17V18H30ZM66 17V21L68 22V23H66L65 22V19H63V18H65ZM100 17V18H99ZM104 17V18H103ZM114 17V18H113ZM161 17V18H160ZM16 18V19H15ZM20 18V19H19ZM61 18L64 20V22H60L61 21ZM69 19V21H68V19ZM102 18H103V20L105 19V18H107L106 20H102ZM112 18H113V25H111V20H112ZM245 18H247V16L245 17ZM16 21H15V20ZM23 19L25 20V21H23ZM99 19H101V21H99ZM110 19V20H109ZM115 19H117V21H115ZM119 19H120V22L122 23V24H119L120 22H118L119 21ZM21 20V21H20ZM26 21H28V22H26ZM56 21V22H55ZM58 21L60 22V25H62L63 23V25H64V27H63V29H62V27H60V28H57L58 26H60L59 25V23H58ZM103 21V22H102ZM110 22V24H109V26L111 25V26H114V27H111V30L109 29L110 27L108 26V24H106V27H108V29L106 30L105 29V22L106 23H109ZM162 21V22H161ZM62 23V24H61ZM116 23V24H115ZM164 23H162L163 25H164ZM66 24V25H65ZM94 24V25H93ZM98 24V23H97ZM14 25V26H15ZM25 25V24H24ZM24 25H22L21 27H19L20 29H22V27H24ZM93 25V26H92ZM123 25V26H122ZM17 26V27H18ZM27 26V27H26ZM29 26L26 24L25 25V27L23 28V29H25V31H26V29H27V32H25V33H28V29H29ZM97 26H98V28H97ZM121 26V27H120ZM159 26V27H158ZM13 27V26H12ZM118 27V28H117ZM122 27L124 28V29H122ZM156 27V28H155ZM176 27H178V26H176ZM223 27V28H222ZM224 27H225V23H224V21L220 24V27H219V30H218V32L219 33H221L223 30H224ZM58 29H60V31H58ZM62 30V31H61ZM67 32H66V31ZM101 30V31H100ZM114 30V31H113ZM240 30V29H239ZM239 30H237L235 33H234V39L236 40V42H238V41H240V39L242 38V36H243V29H241L240 31ZM24 31V30H23ZM53 31V32H52ZM55 31V32H54ZM152 31H154L153 29H152ZM177 32H179L180 31V29L179 30H176ZM239 31V32H238ZM111 32V33H110ZM152 33V35H157V36H155V38L156 37H158L159 35L157 34V33ZM176 32V33H177ZM161 34V33H160ZM179 34V35H178ZM181 34H182V32L180 33H177L176 35L178 36H176V40H177V38L179 39L180 38V36H181ZM107 36V37H106ZM109 36H110V38H109ZM111 36L113 37V39H111ZM4 37H5V35L3 36V38H2V36L0 37V40L1 39H3V40H6V39H4ZM59 37H62V38H60L59 40L60 41H58V38ZM95 37L97 38L96 40H95ZM106 38H108V41H107V39ZM116 38H117V40H118V38H119V41H116V43H114L113 44V42H115V40H116ZM121 38V39H120ZM152 38H153V36H152ZM99 39V40H98ZM109 39H111V40H109ZM115 39V40H114ZM132 39V37L128 34V42L130 41ZM3 40H1V42L3 41ZM113 40V41H112ZM20 40H15L14 42H13V44L12 45H14V46H12L13 48H16V46H15V42H16V45H18L20 42H19ZM33 41H34V43H33ZM37 41H39V42H37ZM48 41V42H47ZM56 41H58L57 43H56ZM66 41V40H65ZM99 41V42H98ZM111 43H110V42ZM143 41V40H142ZM140 41V43L138 44V50L139 51H142L144 48H145V45L149 42V40H145V41ZM5 42V41H4ZM3 42V43H4ZM17 42H19V43H17ZM49 42H51V44L49 43ZM63 42L64 41H62V44H63ZM97 42V43H96ZM54 43H56V45L54 44ZM95 43V44H94ZM53 44V45H52ZM60 44V45H59ZM64 44H65V42H64ZM63 44V45H64ZM99 44H101V46H98ZM20 45V44H19ZM48 45H50L49 47L52 49V51H49V50H51V49H48L49 47H48ZM96 45H97V47H96ZM114 45V46H113ZM52 46L54 47V49L52 48ZM60 47V48H59ZM65 47V46H64ZM90 47H93V48H90ZM94 47L96 48V49H94ZM140 48V49H139ZM263 49V51H264V47H262ZM91 49V50H90ZM238 49V48H237ZM48 50V51H47ZM90 50V51H89ZM112 50V51H111ZM136 51V53H135V60L137 61V63H138V61L140 60V57H141V55H142V53H141V55H140V52L139 51ZM89 51V52H88ZM235 51H238V50H236V48H235ZM49 52V53H48ZM62 52V53H61ZM138 52V53H137ZM47 53H48V55H47ZM97 53H99L98 51L96 52V54ZM229 53V54H228ZM87 54V55H86ZM119 54H120V56H121V53H118V55H117V53H116V58H117V60H120L122 57H120L119 56ZM228 54V55H227ZM232 54V55H231ZM233 54L234 53H230L229 51H226V52H224L222 55H223V57H222V55H221V57L224 59L225 57V60L226 59H231L232 58V56H233ZM61 55V56H60ZM110 55H112V56H110ZM230 55V56H229ZM96 56V55H95ZM108 56V55H107ZM228 56H229V58H228ZM120 57V58H119ZM137 57V58H136ZM110 58V59H111ZM114 58V57H113ZM112 58V59H113ZM58 59H60V60H58ZM94 60V61H93ZM218 60V57H217V59H216V61ZM59 63V64H57V63ZM86 62H88V63H86ZM92 64V65H91ZM58 67H57V66ZM83 67H84V69H83ZM89 68V69H88ZM157 68V67H156ZM155 68V69H156ZM88 69V70H87ZM155 69H154V72L153 71H151V72H149V75H150V73L151 74H154L155 73ZM167 69H169V70H164L163 72H164V75H165V77H166V75H167V77L169 76V78H171L170 76L172 75L173 76V74L172 73H174L175 71V69L174 68H172V69H174V70H171L170 68H167ZM157 70H160L159 69V67L156 69V71ZM12 71V72H11ZM173 71V72H172ZM86 72V73H85ZM13 73H14V75H13ZM81 73H83V74H81ZM58 74V75H57ZM81 75V76H80ZM150 76H152V75H150ZM81 78V79H80ZM110 78V79H109ZM107 80H109L108 82H109V84L108 83H106L107 82V80H106V82L104 83V84H106L105 86L103 85V92H102V94H105V95H102V96H104V97H106L107 98V96L109 95V92H110V95H111V93L113 94V89L115 88V84H116V82H115V84H114V86L112 85L113 84V81L115 80V78L114 77H112V79L113 80H111V77H109ZM189 78V77H188ZM84 79H86V80H84ZM54 81V82H53ZM112 81V82H111ZM128 82H129V86H135V84H136V82H137V77H136V75L134 74V73H131L130 75H129V78H128ZM53 83V84H52ZM112 83V84H111ZM80 84H78L79 86H80ZM82 84H83V86H82ZM107 84H108V86H107ZM52 85V86H51ZM110 85H112L111 86V88H110V90L108 89L109 87H110ZM17 86H19V87H17ZM107 86V87H106ZM20 87H25V88H20ZM54 88L52 91L50 90V88ZM113 87V88H112ZM228 87L229 86H225L224 88H222L218 93H219V97H224V93H228V92H225V91H229L230 89H228ZM236 87V86H235ZM12 88V89H11ZM51 88V89H52ZM83 88V89H84ZM105 88V89H104ZM243 88H244V91H243ZM25 89V90H26ZM82 89V88H81ZM81 90V93L84 91V90H86V88L84 89V90ZM107 89V91H104V90H106ZM226 89V90H225ZM228 89V90H227ZM234 89H238V90H235V96L237 95H239V99H241V97L243 96V97H245L244 95H245V93H246V88L244 87V86H241V88L239 89V88H234ZM54 90H55V92H54ZM113 90V91H112ZM12 91V92H11ZM50 91V92H49ZM222 91V94L220 95V92ZM239 91V92H238ZM11 92V93H10ZM106 92H107V94H106ZM238 92V93H237ZM54 93V94H53ZM80 93V94H81ZM84 93H85V91H84ZM83 93V94H84ZM12 94V95H11ZM17 94V95H16ZM30 94V95H29ZM79 94V95H80ZM83 94H81L82 95V97H83V99L85 98V94L83 95ZM149 94V93H148ZM148 94H145V96H143L144 98H143V100H147L148 99ZM16 95V96H15ZM27 95H29V97L27 96ZM227 95V94H226ZM225 95V96H226ZM8 96H10L9 98H8ZM31 96V97H30ZM102 96H100L99 98H101V100H96L95 102L96 103H94V101H92L91 103V105H93L92 107L91 106H89L88 107V103H90L89 101L88 102H86L85 101V99L83 100L82 99V97H80V96H78L77 97V100H78V111H77V109H75V113H78V114H75V113H73L72 112V114L70 115V117H72L74 114V117L76 116V115H78V118H76L75 117V120H74V118L72 117V118H70V119H73L74 121H69L68 122V125L66 126V128L67 127H69V129H68V131H66V132H69V135H68V133H67V135L68 136H70V137H68L69 138V140L70 139H74L73 140V142H69V143H72V144H69V145H66V147L65 146H62L63 148H65V150H66V152L63 150V148L62 147H60L61 149H55V150H51L49 147L50 146H48V144L50 143V142H52L53 143V139H54V135H56L55 136V138H57L58 136V134H57V131L54 133V130H56V129H54L55 127H53L54 125V123L52 122L53 121V119H51V118H48V119H50V125L48 126V127H51V122H52V130L51 129H49L48 127H47V130L49 131V136H50V142L49 143H45L46 145H47V147H46V145H43V146H45L44 147V149H43V147H41V149H39V150H46L45 152L44 151H37V153L35 154V156H37V155H39V156H37L38 157V159H37V161H38V164L40 163L41 164V167H42V169H43V172L44 173H46V175L45 176H47V173H48V176L47 177H45V176H43V177H45V179H44V181H45V183L47 182V180L49 179V180H52V182H54V183H49V182H51V181H49V182H47V184L45 185V183H44V186L42 185L41 187L43 188V189H46V188H48V189H46V190H44V191H46L45 193H44V191L42 192V189L40 190V193L39 194H41L40 195V197H37L38 199V201H40V202H42V204H46V205H49L50 204V202H51V200L54 202L55 200H57L56 202H58V205L60 204L62 207L64 206V204H61V202L62 203H65V202H68L69 201V197L68 198H66V194H67V191H69L70 192V189H72L73 187V183H74V188H76V189H78L77 187L78 186H81L80 184H81V182H82V184H84L83 183V181H86L87 182V185L89 184V180H88V178L90 179L91 177H92V172H91V175H89V177H87L88 176V174H89V172H90V170H89V168L86 170L87 171V173H86V171L83 173V175L85 174H87L86 176L84 175V178H82L83 177V175H82V179L81 180H83V181H81L80 180V178H79V180H78V178H73L75 175V172L77 171V170H75V169H78L77 167L79 166H76L78 163H80V161H82V159L81 158H83V161H86L85 163H88L89 165L91 164V163H93V155H91L90 154V156L89 155H86V154H89L90 152H88L90 149L88 148V146L89 147H91L92 146V143L95 141V138H96V136H97V134H98V130H97V127H96V123H97V121L99 120V119H96V118H99V114L98 113H100V111L101 110H98V108L100 107L101 108V106H106L111 100L110 99H112V95H111V97L110 96H108V98H109V102H108V99H107V104L105 105V102H106V99H102ZM236 96V97H237ZM241 96V97H240ZM15 97V98H14ZM56 97V98H55ZM79 97H80V99L81 100H83V101H85L87 104H84V103H82L83 101H81L80 99H79ZM235 97V98H236ZM242 97V99L241 100H238V97H237V100L239 101V103H238V105L237 106H235V107H233V110L232 109H230L231 110V113H232V111L235 113V115H238L239 114V116H240V118H239V116L237 117V118H239L241 121H243L244 120V116H245V114L243 115V113H245V111L244 110H246L247 109V106H245V108H244V106L242 107V103H243V101L245 102L243 105H248V101H250V100H247L248 98H247V96L245 97V98H243ZM17 98V99H16ZM54 98H55V100H54ZM234 98V99H235ZM244 99V100H243ZM52 100H54L53 102H51ZM105 100V101H104ZM165 100H167L166 102H164ZM243 100V101H242ZM245 100H247V101H245ZM11 101V102H10ZM27 101V100H26ZM101 101H103V103H101ZM164 104H169L168 102H169V100L168 99H166V98H164ZM240 101H242L241 103H240ZM10 102V103H9ZM79 102L81 103V104H79ZM97 102H100V103H97ZM247 102V103H246ZM10 105H9V104ZM12 103V104H11ZM42 103V104H41ZM45 103V104H44ZM40 104V105H39ZM44 104V105H43ZM49 104H50V106H49ZM83 104V105H82ZM95 104H99L98 106L99 107H95L94 105ZM101 104H103V105H101ZM163 104V105H164ZM240 104V105H239ZM7 105H9V106H7ZM79 105H81L83 108H84V110H83V112H82V109H80V107L81 106H79ZM101 105V106H100ZM166 105H164V108H165V106ZM11 106V107H10ZM45 106V107H44ZM97 106V105H96ZM32 107V108H31ZM39 107H40V109H39ZM42 107V108H41ZM94 107H95V110H94ZM96 108H97V110H96ZM244 108V109H243ZM37 109H39V110H37ZM124 109V108H123ZM132 109V110H131ZM204 109V108H203ZM205 109H209V107H207V108H205ZM204 109V110H205ZM53 112H52V111ZM81 111V115H83V116H81V115H79V112ZM138 110H139V108L137 107H132V108H126V109H124V110H121L120 112H119V114H120V116L122 117V119H121V117H120V120L123 122V125L121 124V130H122V134H124L123 136H125V135H127L128 133H129V131L131 130L132 131V129L134 128V126L135 125H138V121L137 120H139V113H140V111H139V113H138ZM26 111H29V112H26ZM35 111V112H34ZM45 111V112H44ZM49 111H51V112H49ZM95 111L96 112H98L97 114H95ZM124 111V113H122ZM165 111H167V110H164L163 111V114H164V116L165 117H163L164 118V122L162 123L163 125L161 126V129H160V131H159V133H158V137H157V142H159V143H157L156 142V144H155V147H154V150L152 151V152H154L153 154H152V152L150 153L149 152V154H145L146 156H148L147 157V159H149V160H147V162H144L143 164L145 165V163L147 164L146 166H143V168H139L137 171H136V173H133L131 176H130V178H128L129 179V181L127 180V182H126V184H125V189H123L122 190V192H121V194H120V196H119V198H118V202H116L115 204L117 205V207H115V209H113V213L116 215V221H113V223H109L108 225H107V227L105 228L106 230L108 229V228H110V227H113L114 225L115 226H118V227H123L126 223H127V221H129V219H127L126 217H128V218H130V214L128 215V213L130 212V210H131V208L129 207V196L131 195V192H132V195L133 194H136V192H137V189H138V187H136L137 185L139 186V184L140 183H138V182H140L145 176H151V175H153L154 176V174L156 173V172H158L157 171V162H155L156 161V157L157 156H159V155H166V153L168 154V153H170V151H171V149H170V146L167 144V142L169 143V137L171 136L170 134L172 133L171 132V128L169 129L168 127L169 126H166V125H168V123L165 121V119L167 120V118H168V116H169V114H168V112H166V114L164 113ZM206 111H208V110H206ZM42 112V113H41ZM44 112V113H43ZM1 114H4V115H1ZM125 114V115H124ZM136 115V116H135ZM44 116V117H43ZM3 118H4V120H3ZM28 118V119H27ZM41 118V119H40ZM137 118V119H136ZM2 119V120H1ZM8 120V119H7ZM38 120H39V122H38ZM77 120V121H76ZM94 120H95V122H94ZM36 121V122H35ZM136 121V122H135ZM228 121H231V119H229L228 118V120H227V122ZM8 122V121H7ZM37 122L39 123V124H37ZM71 122V123H70ZM72 122H73V124H72ZM121 122V123H122ZM25 123V124H24ZM34 123H36V125L34 124ZM129 123V124H128ZM131 123V124H130ZM137 123V124H136ZM167 123V124H166ZM198 123H199V121H198ZM242 123H244V121L243 122H241V124ZM29 124V125H28ZM31 124H33L34 125V127H33V129H32V126L33 125H31ZM71 125V129H70V125ZM76 124V125H75ZM241 124H240V128H242L241 127ZM37 125H39L38 127H37ZM201 125H203L202 127H199V132H196L198 135H195L196 133H193V134H189L188 136V142H189V146H188V149H192L194 146L193 145H195L196 144V142H197V139H199V137H202V135H204L205 134V132H206V127H207V124H205L204 122H202V121H200V123L198 124V126H201ZM228 125H230V126H232V123L230 122V124H228ZM31 126V129L33 130L32 132L29 130V127ZM96 127V130H95V127ZM163 126H165V127H163ZM92 127H94V129H92ZM123 127V128H122ZM23 128V129H24ZM35 128H36V130H35ZM38 128V129H37ZM205 128V129H204ZM231 129L233 128L234 129V127L232 126V127H230ZM240 128H235V130H234V132H233V129H232V131H231V129H230V133H229V136H227L228 138H226V137H223V138H225L224 140H223V138H222V140H223V147H225V148H223V150L221 149L220 151H219V153H216V154H214L213 155V149H214V147H215V145H216V140L214 139H211V140H209L210 142H207L206 144L207 145H205L203 148L205 149H203V160L201 161L200 160V162H202V165L204 166H208V168H209V166L211 167L210 168V170L208 169V172H207V178L208 179H206V181H205V183L203 184H201V185H196V183H195V181H196V178L194 177V176H190L189 178H188V180L187 181H189L188 182V184L186 185L187 186V188H186V186H184V187H178L176 184H175V186H174V184H173V189H174V202H173V204H171L173 207H171V206H169V207H167L165 210H163V207L161 206V205H159L160 203H159V201H157L159 204H157V206L155 205L157 202H156V199L154 200V197H150L151 199L149 200V198L146 200V206H147V208H146V206H144V209H143V212H145L148 216H149V218L151 219L150 220V223L148 224V226L147 225H145L144 224V222H145V220H143L142 221V223H143V226H142V224H141V222H139L140 224H138L139 226L137 227V230L136 231H138V232H136V236L137 237H139V238H137L136 240H137V242L139 243V242H141V241H143L144 239H147V238H153L154 239V237L156 238V236H155V229H157L158 228V226H160L161 224H163V223H165L166 221H167V219L169 220V219H171V216L173 215V214H176L177 213V211H179V209H180V211H187V212H193L194 210H196L202 217L201 218H203L202 219V221L204 222V220L206 221V223L208 224H210V219H211V221H214L215 219H217V213H215V212H213V211H215L216 210V212H217V210H219L220 208H222L221 206H224V204H226L227 202V200H226V196H225V188H224V185H223V179L225 178V175H226V169H227V166H228V159H229V156H230V153H231V151H232V149H233V147H234V145H236L237 144V142H238V140H239V137H240ZM164 129H165V131H164ZM259 129V128H258ZM71 130V131H70ZM92 130H95L96 132H94V131H92ZM204 130V131H203ZM255 130V134H257L259 131H257V129H254ZM5 131V132H4ZM26 131H29V132H26ZM51 131V132H50ZM52 131H53V135L51 134L52 133ZM74 131V132H73ZM130 131V132H131ZM164 131V133L162 134V132ZM167 131V132H166ZM4 132V133H3ZM93 132V133H92ZM202 132V133H201ZM233 132V133H232ZM239 132V133H238ZM26 133H28V134H26ZM31 133H32V136H29V134L31 135ZM72 133H73V135H74V138H73V135H72ZM169 133V134H168ZM51 134V135H50ZM93 134H96V135H93ZM201 134V135H200ZM238 134V135H237ZM92 135V136H91ZM161 135H163L162 137H161ZM165 135V136H164ZM195 135V136H194ZM234 135V136H233ZM27 136V137H26ZM32 138V142H31V138ZM92 137H93V139H92ZM160 137V138H159ZM198 137V138H197ZM232 137V138H231ZM238 137V138H237ZM7 139V141L5 140V139ZM77 138V139H76ZM163 138V139H162ZM193 138V139H192ZM52 139V140H51ZM92 139V141H91V145H90V140ZM159 139H160V141H159ZM167 139H168V141H167ZM190 139V140H189ZM54 140H57V139H54ZM118 140H119V142H118ZM161 140H162V142H161ZM231 140V141H230ZM29 141H30V143H29ZM70 141H72V140H70ZM89 141V142H88ZM120 141H122V139H113V140H109V142H107V147L108 148H110L112 151H113V153H114V156H115V158H116V167H114L112 170H110L109 171V174H107L106 175V178L104 179V180H100V181H97V183H96V185L94 184V182H92L91 181V185L89 184L88 185V187H86L87 185H86V183L84 184V186L86 187L85 189H87V190H85V189H83L84 188V186H81V188L79 187V193L82 191V192H85L86 194L87 193H91V194H89V196H88V194L86 195V194H82V192L80 193L82 196L83 195H85V196H87L88 197V199H86V201L87 200H91L90 201V203H89V205H88V207L87 206H85L84 205V209H83V207H81L83 210H85L84 212H83V210H81V209H79L80 211H78V213H83V216L84 215H86L85 213L87 212V214L89 213L90 214V212H91V214L93 215V212L95 211V206L97 205V201H96V198H95V200H93L92 198H94V196L96 197V195H94L93 196V194H95V192H96V194L97 193H99V192H97L98 190H100V191H102V189H106V188H108V186H111V185H113L114 184V182H115V179L117 178V175H118V173H119V171H120V167H121V164H122V160H121V146H123L122 145V143H124L123 141H122V143L120 142ZM164 141H165V143H164ZM233 142V143H232ZM4 143H3V145H4ZM74 143V144H73ZM77 143V144H76ZM85 143V145H83ZM231 143V144H230ZM262 142H260V144L258 143V145L257 146H261L262 144H261ZM87 144H89V145H87ZM112 144V145H111ZM168 145L167 147H165V145ZM10 145H12V148H11V146ZM74 145V146H73ZM78 147H77V146ZM81 145H83V146H86L87 148H88V151L85 153V151L87 150V148H86V150L84 149L83 151H80V150H82L84 147L82 146V148H80L81 147ZM231 145V146H230ZM69 148H68V147ZM111 146V147H110ZM16 147V146H15ZM30 147V148H29ZM74 147H76L75 149H76V152H77V154H79V156H77V154H76V152L73 154L74 156H75V158L76 157H78V159H81V160H77L76 161V159H74V156L73 155H71V153H70V148H74ZM191 147V148H190ZM230 147V148H229ZM46 148V149H45ZM49 148V150H51L53 153H51V151H47V149ZM67 148L69 149V151H67ZM160 148H161V150H160ZM78 149H80V150H78ZM117 149V150H116ZM158 149V150H157ZM165 151H164V150ZM18 150V151H17ZM30 150H32L31 152H30ZM56 150H58V151H56ZM231 150V151H230ZM16 151H17V153H16ZM56 151V152H55ZM61 151V152H60ZM62 151H64L63 153H64V155H66V154H68V158H66L67 157V155L66 156H64L63 154H62ZM79 151V152H78ZM162 151V152H161ZM222 151H223V153H222ZM12 154H15L14 156L13 155H11V153ZM44 152V153H43ZM47 152H48V154H47ZM57 152H58V154H59V152H60V154H62V155H59V157H58V154H57ZM68 152V153H67ZM159 152H161V153H164V154H161V153H159ZM188 153V150L186 151H184L183 153H182V155H181V159H179V160H182V162H183V160H184V158H185V156L187 155V153ZM39 153H41V154H39ZM116 153H118V154H116ZM212 153V154H211ZM8 154H10L9 156L11 157H9L8 156ZM31 154H33V155H31ZM50 154H51V156H50ZM81 154H85V156L84 155H81ZM158 154V155H157ZM184 154V155H183ZM16 155H18V158H17V156ZM30 155H31V157H30ZM47 155H49L50 156V158L52 159V161L50 162L49 161V157L47 156ZM53 155H54V158H53ZM57 155V156H56ZM71 155V156H70ZM144 155V156H145ZM205 155H206V157H205ZM210 155V156H209ZM213 155V156H212ZM16 156V157H15ZM84 156V157H83ZM146 156L144 157V161H145V158H146ZM150 156H152V158L150 157ZM155 156V157H154ZM220 156V157H219ZM9 157V158H8ZM47 157V158H46ZM56 157H57V159H59V162L60 163H58V160L56 159ZM62 157V158H61ZM88 157V158H87ZM207 157H208V159H207ZM210 157V158H209ZM5 158H7V159H5ZM12 158H13V160H12ZM65 158V159H64ZM73 160H75V162L73 161L72 162V166H71V163H69V161L71 162V160L72 159ZM84 158H86V159H84ZM92 160H90V159ZM155 160H154V159ZM227 158V159H226ZM264 157H262V158H260L259 159V162L261 161V159H263ZM0 159V160H1ZM50 159V160H51ZM53 159H56L55 161L53 160ZM63 159H64V161H63ZM68 160V163H67V160ZM71 159V160H70ZM119 159V160H118ZM207 159V160H206ZM214 159L216 160V161H214ZM7 160V161H6ZM16 160H17V163H18V165H17V163H14V161L16 162ZM61 160V161H60ZM89 160H90V162L91 163H89ZM121 160V161H120ZM5 161H6V163H5ZM45 161V162H44ZM66 161V162H65ZM79 161V162H78ZM82 161V162H83ZM119 161H120V163H119ZM49 162L53 165V166H55V167H52V166H50L49 165ZM62 162V163H61ZM77 162V164L75 165L74 163H76ZM179 162V164H181L180 163V161H178ZM258 162V164L259 165H261L260 163ZM46 163H48V165H46ZM55 163H57L56 165H55ZM66 164L65 166L63 165V164ZM119 165H118V164ZM154 163V164H153ZM211 163V164H210ZM212 163H213V165H212ZM262 163V162H261ZM13 165V166H11V165ZM17 165V168H16V166L15 165ZM31 164V163H30ZM39 164V165H40ZM44 164V165H43ZM60 164V165H59ZM62 164V165H61ZM70 164V165H69ZM81 164V163H80ZM43 165V166H42ZM46 165V166H45ZM152 165H154V166H152ZM15 166V167H14ZM19 166V167H18ZM49 166V167H48ZM22 167V168H21ZM49 168V169H47V168ZM51 167V168H50ZM71 167H73L72 168V170H70L71 169ZM74 167H76V168H74ZM152 167V168H151ZM224 169H223V168ZM261 167V166H260ZM13 168V169H12ZM18 168H20V169H18ZM54 168V169H53ZM217 168V169H216ZM245 168V167H244ZM244 168H241V169H243V170H245L244 171V175L243 174H241L242 172H243V170H242V172L240 171V170H238V172L240 173V175L239 174H237L238 176H233L232 177V181H231V183L232 184H234V185H231V186H233V187H237V182H238V185H239V181H240V179H241V177H243V176H246L245 175V172H246V170H247V167L244 169ZM258 168H259V166H258ZM2 169H4V170H2ZM10 169H9V171H10ZM46 169V170H45ZM147 169V170H146ZM151 171H150V170ZM45 170V171H44ZM70 170V171H69ZM143 170V171H142ZM155 170V171H154ZM211 170L213 171V172H211ZM223 170V171H222ZM8 171V172H9ZM71 171L73 172V173H71ZM75 171V172H74ZM248 171V170H247ZM167 172V173H166ZM43 173V174H44ZM72 176H70L69 174ZM137 173H138V175L139 176H137ZM210 173V174H209ZM225 173V174H224ZM248 174H249V172H247ZM246 173V174H247ZM23 174V173H22ZM164 174V175H163ZM247 174V175H248ZM2 175V176H1ZM68 175V176H67ZM161 176V178H168L170 175H169V170L168 169H160L159 170V172H158V174L156 175V176H158L157 177V180H158V178H160V176ZM163 175V176H162ZM166 175V176H165ZM212 175V176H211ZM215 175V176H214ZM3 176H5V178L3 177ZM70 176V177H69ZM141 176H143V177H141ZM86 177H87V179H86ZM74 180H73V179ZM137 178V179H136ZM140 178H141V180H140ZM160 178V180H163V179H161ZM259 178V177H258ZM257 178V179H258ZM17 179H19V180H17ZM72 179V180H71ZM77 179V180H76ZM110 179V180H109ZM135 179V180H134ZM191 179V180H190ZM255 180V183H254V186H257V185H260L262 182H261V179L259 178L258 180H260L259 182H258V180ZM76 180V181H75ZM91 180V179H90ZM140 180V181H139ZM236 180H238V181H236ZM0 181V184H2V182ZM71 181H73V183H72V185H71ZM75 181V182H74ZM102 181V182H101ZM159 181V180H158ZM191 181V182H190ZM219 181V182H218ZM236 181V182H235ZM16 182L17 183H19V184H16ZM77 182H80V184L78 183L77 184ZM101 182V183H100ZM258 182V183H257ZM14 184V186H13V184ZM42 183V184H43ZM75 183H76V185H75ZM112 183V184H111ZM116 183V182H115ZM132 185H130V184ZM52 184H54V185H52ZM195 184V186H192V185H194ZM221 184V185H220ZM3 185V184H2ZM17 185V186H16ZM13 186V187H12ZM45 186H50V188L51 189H53V190H51L49 187H45ZM53 188H52V187ZM71 186V187H70ZM94 186V187H93ZM128 186V187H127ZM207 186V187H206ZM215 186V187H214ZM222 186V187H221ZM55 187V188H54ZM70 187V189L68 190V188ZM91 188V190H90V188ZM126 187H127V189L128 190H126ZM134 187V188H133ZM203 187V188H202ZM212 187V188H211ZM10 188V190H12ZM133 188V189H132ZM137 188V189H136ZM189 188V189H188ZM199 190H198V189ZM214 188V189H213ZM217 188V189H216ZM221 188V189H220ZM18 189V190H17ZM54 189H56V191H59V192H61V195L59 194V192L58 193H55L54 191ZM81 189H83V190H81ZM183 189V190H182ZM184 189H186V190H184ZM213 189V191H211ZM216 189V190H215ZM15 190V191H14ZM48 190V191H47ZM90 190V191H89ZM124 190H126V191H128L127 193H126V191H124ZM136 190V191H135ZM175 190H177L176 192H175ZM188 190V191H187ZM193 190V191H192ZM204 192H203V191ZM20 191V190H19ZM51 191H53V192H51ZM87 191V192H86ZM182 191V192H181ZM197 191H199L200 193H201V205L200 204H197V205H195V206H193V205H190L189 204V201H190V199H191V197L197 192ZM207 191V192H206ZM16 192V194H14V193ZM94 192V193H93ZM125 192V194H122V193H124ZM49 193H55L54 195V197H55V199L53 200V199H51V196H53V194H49ZM187 193V195H185ZM207 193V194H206ZM216 193V194H215ZM14 196H13V195ZM58 195V197L60 198H58V197H56L57 195ZM68 194H70V193H68ZM67 194V195H68ZM181 194V195H180ZM213 196H212V195ZM90 195H92V198L90 197ZM183 195V196H182ZM185 195V196H184ZM204 195V196H203ZM17 196V197H16ZM48 196H49V198H48ZM177 196V197H176ZM182 196V197H181ZM209 196V197H208ZM19 197L21 198V195L19 194ZM63 197H65V198H63ZM126 197V198H125ZM208 197V198H207ZM213 197H214V199H213ZM14 198H16V199H14ZM48 199H50V200H48ZM59 199V200H58ZM61 199H63V200H61ZM66 199H68V200H66ZM125 200L124 202L122 201V200ZM153 199V200H152ZM177 199V200H176ZM186 199V200H185ZM217 199V200H216ZM16 200V201H15ZM47 200V201H46ZM64 200H65V202H64ZM204 200H206V201H204ZM3 201V200H2ZM61 201V202H60ZM96 201V202H95ZM122 201V202H121ZM148 201V202H147ZM152 201V202H151ZM182 201V202H181ZM204 201V202H203ZM216 201V202H215ZM223 201V202H222ZM4 202H6L5 200H4ZM17 202L19 203V204H17ZM53 202H51L52 204H53ZM113 202V201H112ZM112 202H110V203H112ZM121 202V203H120ZM87 204H88V202H86ZM96 203V204H95ZM106 203L110 206V205H112V206H115V204L113 205V204H110L109 203V201H106ZM149 203V204H148ZM153 203V205H151V204ZM180 203V204H179ZM210 203L212 204L211 206H212V211H209L210 210V208H209V205H210ZM222 203V204H221ZM54 204H55V202H54ZM53 204V205H54ZM92 204V205H91ZM179 204V205H178ZM181 204H183L182 206H181ZM208 204V205H207ZM218 205V207H219V205H221L220 207H219V209L216 207V206H213V205ZM52 205V206H53ZM55 205H57V204H55ZM54 205V206H55ZM59 205V207H57V206H55V207H57V209H60V206ZM120 205V206H119ZM126 205H128V206H126ZM203 205V206H202ZM205 205V206H204ZM67 205H65L64 207H66ZM149 206V207H148ZM201 206V207H200ZM206 206H208V207H206ZM61 207V208H62ZM85 207H87V208H85ZM157 207V208H156ZM178 207H180V208H178ZM186 207V208H185ZM189 209H188V208ZM251 207H252V209L251 208H248L247 210H249L248 212H250V211H252V210H254V205H251ZM90 208V209H89ZM126 209V211H125V209ZM128 208H130V209H128ZM155 208H156V210L157 211H155ZM161 208V209H160ZM170 210H169V209ZM207 208V209H206ZM215 208H217V209H215ZM9 209V210H8ZM92 209V210H91ZM146 209H148V210H146ZM172 209V210H171ZM176 209H177V211H176ZM182 209V210H181ZM186 209V210H185ZM55 210H56V208H55ZM62 210V212H61V214H58V216L59 217H57V214H55V216L57 217L56 219L54 218L53 220H55L54 222H53V220L51 219V224H52V226H50L49 227V230H52L53 229V232H48L49 234L48 235H50L49 237V242H48V237L46 238V240H45V242H48V245H47V249H45V246H46V244L42 247V250H43V253L40 251V253H38V255H37V259H36V262L41 258V259H43V261H45V262H43V263H40L41 262V259L39 260L40 262H37L38 264H53V263H56V262H59V263H56V264H61L60 263V261L58 260V259H60V254L59 255H57V252L59 251V249L58 248H60L61 249V243H62V241H66V240H68V239H70V238H68L71 234L70 233H72V235L70 236L71 237V240H72V242L71 241H67L68 242V249H67V252H69V254H70V257L71 258H73V259H70V257L68 258V257H66V261L64 262V264H66L68 261L70 262H68L69 264H74L75 263V258L77 259H79V257L81 256V254L83 253V251H85L84 249H85V236H84V238H83V233H82V230L81 229H79L80 227H81V225L83 224V221L84 220H86L87 221V219H86V217H88V216H84V217H81V216H75V217H78V218H84V220L83 219H78V218H76L75 220H77L76 222L74 221V219L73 220H71V221H69L68 220V218H67V214L65 215V212L66 211H64V210H66V209H64L63 210V208L61 209ZM61 210H59V213H60V211ZM94 210V211H93ZM122 210V211H121ZM163 210V211H162ZM169 210V211H168ZM16 211H17V213H16ZM57 211V210H56ZM56 211H55V213H56ZM93 211V212H92ZM114 211H116V212H114ZM124 211V212H123ZM129 211V212H128ZM159 211L161 212V213H159ZM8 212H9V214H8ZM15 212V213H14ZM167 212V213H166ZM174 212V213H173ZM176 212V213H175ZM210 214H209V213ZM240 213H241V211H239ZM247 212V211H246ZM247 212V213H248ZM14 213V214H13ZM78 213H76V214H78ZM151 213V214H150ZM159 215H158V214ZM163 213H164V215H163ZM204 213V214H203ZM247 213H245V212H242V214H240L243 218H245L246 219V216L248 215V218L246 219V220H244L240 215H239V213H236L234 216H231L230 217V214H229V212H226V214H224V216H223V218H225V219H227V221H229V223H228V228H232V226H229V224H231V225H233V221H234V227L235 228H237V227H239V224H240V227H251V222L249 223V221L252 219L253 220V218L250 216L251 214H247ZM88 214V215H89ZM91 214L89 215V221H84L85 223L83 224V226L81 227V228H85L86 226H87V224H89L90 223V221H91V218H90V216H91ZM124 214V215H123ZM166 214L168 215V216H166ZM216 214V215H215ZM219 214V213H218ZM246 216H245V215ZM11 215V216H10ZM16 215V216H15ZM61 215H62V217H61ZM82 215V214H81ZM122 215V216H121ZM154 215V216H153ZM205 215V216H204ZM208 215V216H207ZM239 215V216H238ZM5 216L7 217L6 219H5ZM204 216V217H203ZM238 216V217H237ZM14 217H15V219H14ZM92 217V216H91ZM168 217V218H167ZM212 217V218H211ZM219 217V216H218ZM230 217V218H229ZM233 217V218H232ZM239 217L240 218H242V222H243V224H244V222H245V224H248V225H243V224H241L242 222H240V221H237L238 219H239ZM251 217V218H250ZM67 218V219H66ZM124 218V219H123ZM154 218V219H153ZM228 218H229V220H228ZM235 218V219H234ZM14 221H13V220ZM61 219V220H60ZM65 219V220H64ZM122 219V220H121ZM159 219V220H158ZM219 219H220V217H219ZM234 219V220H233ZM69 222H68V221ZM82 221V223L80 222V224H79V222L78 221ZM153 220V221H152ZM165 220V221H164ZM221 220V219H220ZM236 220V221H235ZM249 220V221H248ZM10 221V222H9ZM63 221H65V223L67 222V223H69L70 224V222H71V224L73 225L72 227H70V226H68V227H70V228H68L67 227V223L65 224ZM74 221V222H73ZM118 221V222H117ZM122 221V222H121ZM141 221V220H140ZM163 221V222H162ZM230 221H232V222H230ZM248 221V222H247ZM121 222V223H120ZM152 222H153V224H152ZM0 223V224H1ZM6 223V224H5ZM12 223H14V225L12 224ZM57 223V224H56ZM64 223V224H63ZM74 223V224H73ZM77 223L79 224V225H77ZM87 223V224H86ZM116 223V224H115ZM157 223V224H156ZM50 224V225H51ZM68 224V225H69ZM70 224V225H71ZM76 224V225H75ZM86 224V225H85ZM208 224V225H209ZM255 224V225H254ZM252 223V226H256V223ZM66 225V227H67V229H69V230H67L66 231V227H65V230H63L64 229V226ZM85 225V226H84ZM16 226V227H15ZM79 226V227H78ZM157 226V227H156ZM6 227V230L4 229ZM52 227V228H51ZM144 227H146V228H144ZM155 227V228H154ZM233 227V228H234ZM230 228V229H231ZM16 230V233L14 232L15 230ZM139 229V230H138ZM144 229H146V231L144 230ZM213 229V230H212ZM211 230H212V234H203V233H200L199 234V236H197L196 237V239H197V242L199 243L200 242V245H199V247L198 248H196L195 250H193L187 257H184L185 259V261H184V263L183 264H194V263H196V264H212V257H209L210 256V254L212 253V255L214 254L213 252H212V250L214 249H216V248H214V246H215V242H216V246L215 247H217V244L219 243V241L217 240V238H218V236H221V235H218V229H217V231H215L214 230V228H212ZM230 229H228V230H230ZM29 230V229H28ZM72 230V231H71ZM80 231V233H82V234H80L79 233V231ZM106 230H104V229H102V230H99L98 231V234H97V236H95V238H97V239H100V238H104L105 237V235L106 234H104V233H106L105 231ZM34 230H29V231H27V232H31L30 234L32 235H34V233H35V231L33 232ZM57 231V232H56ZM64 231L65 232H67V233H65L64 235H63V233H64ZM68 231H70V233H68ZM215 231V232H214ZM6 232H9L11 235H12V233H15L14 235H17V236H15L14 237V235H12L13 237H12V239H11V237H10V241L12 242L11 244H13V245H11V247L9 246V243H10V241H7V239L9 238V236H7V234H5ZM27 232H25V234H27ZM144 234H143V233ZM154 232V233H153ZM227 233H228V231H226ZM2 233V234H1ZM8 233V235H10ZM61 233V234H60ZM138 233V234H137ZM214 233H216V234H214ZM227 233H225V235L227 236ZM3 234H4V236L6 235V238L3 236ZM30 234H28V235H30ZM58 234V235H57ZM67 234H69V236L67 237ZM94 234H96V233H94ZM101 234H103V237H102V235ZM2 235V236H1ZM47 235V236H48ZM74 235V237L72 238V236ZM77 235H79V236H77ZM80 235H82V237L80 236ZM142 235V236H141ZM144 235V236H143ZM210 235V236H209ZM216 235H217V238H216ZM18 236H19V238H18ZM64 236V237H63ZM153 236V237H152ZM4 237V238H3ZM8 237V238H7ZM17 237V239H18V242L17 241H14L15 240V238ZM58 237V238H57ZM66 237L68 238V239H66ZM99 237V238H98ZM141 237V238H140ZM57 238V239H56ZM62 238H65L66 240H63ZM143 238V239H142ZM206 238V239H205ZM220 238V237H219ZM218 238V239H219ZM228 237H226V239L225 240H228V239H230V238H228ZM14 239V240H13ZM84 239V240H83ZM140 239V240H139ZM213 239V240H212ZM215 239H216V241H215ZM5 240V242H8V244L6 243H4L3 241ZM9 240V239H8ZM23 241H24V237H23V239H22ZM234 240V239H233ZM232 239L231 240H229V241H226L225 243L226 244H221L220 246H218V248L219 247H223L222 249H221V252H222V250L224 251V252H226V253H228L230 256L232 255V253H233V247H232V245H234L235 243H234V241L235 242H237L236 240H234L233 241ZM15 242V245L17 244V248H15L16 250H14V242ZM52 241V242H51ZM83 241V242H82ZM217 241H218V243H217ZM231 241V242H230ZM20 242H22V241H20ZM77 242V243H76ZM69 243H70V245H69ZM209 243V244H208ZM214 243V244H213ZM2 244V245H1ZM59 244H60V246H59ZM74 244V245H73ZM82 244H84V247H83V245ZM5 245V246H4ZM7 245H8V247H7ZM73 245V246H72ZM203 245V246H202ZM229 245V246H228ZM4 246V247H3ZM12 246H13V248H12ZM22 246V245H21ZM27 246V247H26ZM59 246V247H58ZM82 246V247H81ZM226 246V247H225ZM6 247V248H5ZM16 247V246H15ZM225 247V248H224ZM229 249H228V248ZM8 248H10V250L8 251ZM128 248H129V250H128ZM202 248V249H201ZM213 248V249H212ZM13 249V250H12ZM20 249V252L19 253H21L22 252V250ZM45 249V250H44ZM57 249H58V251H57ZM72 249V250H71ZM131 249H133L132 247H129V246H127V244H123L122 245V248L119 250V253H120V256L122 257V259H124V260H126V258L128 257V255H129V253H130V251H131ZM150 249H149V247H146V248H144V249H142L141 251H140V254L138 255V257H137V261H138V263L140 264H149L151 261H149V255H150V251H149ZM173 249H169L167 252H166V257H168V258H170V257H172L173 255H174V250L172 251ZM213 250V251H214ZM220 250V249H219ZM226 250V251H225ZM229 250H230V252H229ZM8 251V252H7ZM13 251H14V254L16 253V255H13L12 256V254H13ZM18 251V252H17ZM24 251V250H23ZM44 251H46L47 252V254H46V256L44 255ZM145 251V252H144ZM169 251H171V253H169ZM262 251H264V248H263V250ZM7 252V253H6ZM10 252V253H9ZM27 252V251H26ZM25 252V253H26ZM51 252V253H50ZM60 252H61V250H60ZM59 252V253H60ZM128 252V253H127ZM8 255L7 256V260H5L6 259V254ZM11 254V256H9V254ZM54 253H55V255H54ZM226 253H223L222 252V255H223V257L224 256H226ZM49 254H50V256H49ZM68 253H66V255H69ZM144 254V255H143ZM5 255V256H4ZM43 255H44V258H43ZM54 255V256H53ZM59 257V258H55V257H57V256ZM141 255V257H139ZM206 255V256H205ZM228 255V257L230 258V256ZM15 256V257H14ZM40 256V257H39ZM52 256H53V260H54V258L57 260H55V261H53L52 260ZM79 256V257H78ZM9 257H11V258H13V260H11V261H9L11 258H9ZM39 257V258H38ZM50 257V258H49ZM143 257V258H142ZM0 258V259H1ZM9 258V259H8ZM22 258H23V256H22ZM140 258V259H139ZM227 258V256L225 257V259ZM262 260H263V262H264V252H263V254H262ZM17 261V262H19V263H17L15 260ZM78 259H77V261H78ZM146 259H148V260H146ZM228 259V258H227ZM75 260V261H74ZM146 260V261H145ZM195 260V261H194ZM209 260V261H208ZM262 260H260L258 263L259 264H261L260 262L262 261ZM13 261V262H12ZM74 261V263H72ZM140 261V262H139ZM142 261V262H141ZM189 261H191L190 263H189ZM205 261V262H204ZM211 261V262H210ZM10 262H12V263H10ZM53 262V263H52ZM199 262V263H198ZM207 262V263H206ZM262 262V263H263ZM67 263V264H68ZM63 264V263H62ZM264 264V263H263Z\"/></svg>", "mask_w": 264, "mask_h": 264}]
</instances>
